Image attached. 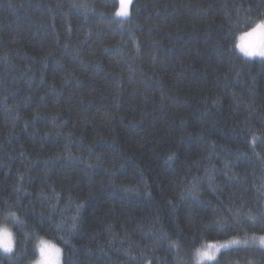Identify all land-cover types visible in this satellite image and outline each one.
<instances>
[{"label": "trees", "instance_id": "trees-1", "mask_svg": "<svg viewBox=\"0 0 264 264\" xmlns=\"http://www.w3.org/2000/svg\"><path fill=\"white\" fill-rule=\"evenodd\" d=\"M119 3L0 0V264H264V0Z\"/></svg>", "mask_w": 264, "mask_h": 264}, {"label": "clouds", "instance_id": "clouds-1", "mask_svg": "<svg viewBox=\"0 0 264 264\" xmlns=\"http://www.w3.org/2000/svg\"><path fill=\"white\" fill-rule=\"evenodd\" d=\"M233 46L242 58L264 59V20L255 22L250 30L239 33ZM14 238L12 225L7 220H0V249H12ZM34 248L36 256L33 264H61L62 247L57 239L38 235L34 241Z\"/></svg>", "mask_w": 264, "mask_h": 264}, {"label": "snow or ice", "instance_id": "snow-or-ice-1", "mask_svg": "<svg viewBox=\"0 0 264 264\" xmlns=\"http://www.w3.org/2000/svg\"><path fill=\"white\" fill-rule=\"evenodd\" d=\"M131 4V0H120L119 3V9L117 11L118 16H127L129 14V6ZM209 248L215 247L212 244L208 245ZM5 251H11V248L5 249ZM202 256L208 258V259H213L214 257L209 254V252L205 251L201 254Z\"/></svg>", "mask_w": 264, "mask_h": 264}, {"label": "rangeland", "instance_id": "rangeland-1", "mask_svg": "<svg viewBox=\"0 0 264 264\" xmlns=\"http://www.w3.org/2000/svg\"><path fill=\"white\" fill-rule=\"evenodd\" d=\"M123 17H125V16H123ZM228 243V242H227ZM227 246H228V244H227ZM208 247V246H207ZM61 264H62V260H61Z\"/></svg>", "mask_w": 264, "mask_h": 264}]
</instances>
